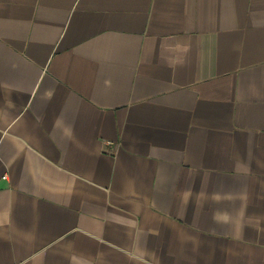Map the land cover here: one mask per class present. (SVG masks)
<instances>
[{"label":"crops","instance_id":"0c3cea01","mask_svg":"<svg viewBox=\"0 0 264 264\" xmlns=\"http://www.w3.org/2000/svg\"><path fill=\"white\" fill-rule=\"evenodd\" d=\"M0 264H264V0H0Z\"/></svg>","mask_w":264,"mask_h":264}]
</instances>
